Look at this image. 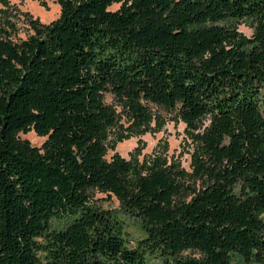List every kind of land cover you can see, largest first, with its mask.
Listing matches in <instances>:
<instances>
[{"label":"trees","instance_id":"16d2710c","mask_svg":"<svg viewBox=\"0 0 264 264\" xmlns=\"http://www.w3.org/2000/svg\"><path fill=\"white\" fill-rule=\"evenodd\" d=\"M55 1L24 39L0 28V264H264V0ZM161 111L198 130L190 172L106 158L120 117Z\"/></svg>","mask_w":264,"mask_h":264},{"label":"rangeland","instance_id":"374dc122","mask_svg":"<svg viewBox=\"0 0 264 264\" xmlns=\"http://www.w3.org/2000/svg\"><path fill=\"white\" fill-rule=\"evenodd\" d=\"M119 5L118 3L112 4L109 9L116 10ZM59 14L60 7L55 0H0V28L6 29L13 41L24 39L32 33L30 21L36 20L48 24L57 19ZM238 30L247 36L252 33L251 28L244 22L238 24ZM7 33L3 34L7 35ZM105 100L110 103L112 97L107 94ZM116 108L119 110V107L116 106ZM161 112L162 123L153 120L148 130L139 133L126 130L129 123L120 117L111 132L106 158L109 159L114 153L139 163H148L159 158L166 164L174 163L190 172L194 152L191 134H196L198 130L191 133L182 120L175 118L172 114ZM203 123L200 130L209 123V120L206 119ZM18 136L38 148L42 147L45 140V137L38 136L33 130L20 132ZM89 194L90 202L93 205L117 214L123 221L124 237L128 240L129 246H134L136 241L143 237L144 232L140 221L135 217L123 214L119 202L114 196L98 190H91ZM68 221V217L53 219L52 225L58 228ZM147 264H160V260L148 255Z\"/></svg>","mask_w":264,"mask_h":264}]
</instances>
